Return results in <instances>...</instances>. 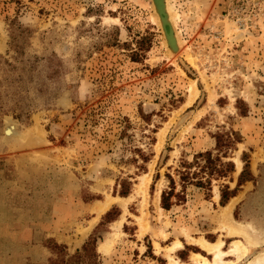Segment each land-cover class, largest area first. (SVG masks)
Masks as SVG:
<instances>
[{
	"label": "rangeland",
	"instance_id": "rangeland-1",
	"mask_svg": "<svg viewBox=\"0 0 264 264\" xmlns=\"http://www.w3.org/2000/svg\"><path fill=\"white\" fill-rule=\"evenodd\" d=\"M162 4L167 21L155 0H0V264H216L202 240L247 247L225 264L264 253V0ZM229 130L235 171L182 188L183 161ZM168 174L183 199L165 210Z\"/></svg>",
	"mask_w": 264,
	"mask_h": 264
},
{
	"label": "trees",
	"instance_id": "trees-1",
	"mask_svg": "<svg viewBox=\"0 0 264 264\" xmlns=\"http://www.w3.org/2000/svg\"><path fill=\"white\" fill-rule=\"evenodd\" d=\"M239 102V101H238ZM241 114L245 113V110H242L241 107L238 106ZM216 146L215 149L218 152L216 157L213 156L212 150H207L205 152H200L196 154L193 158L192 162L183 161L180 165L179 177L181 181V186L184 188L187 184H193L198 187H206L209 191L212 190V177L214 175L218 176V178H224L228 176L229 172L234 171V163L222 162V157H228L229 152L233 150L238 142L241 140V136L238 132L234 130H229L227 132H218L215 136ZM246 154H243V157ZM203 159L204 163L200 164L199 160ZM199 161V162H198ZM198 166V170L190 172V170ZM248 166V163H245V167ZM170 181V189L164 190L161 194V206L169 210L174 204L173 198L176 201H180L183 199V196L180 192H175L176 181L170 174L167 175ZM243 180V173L239 177L238 185L240 186ZM121 190L119 194L121 196H126L130 191V183L127 181H123L121 184ZM237 190V187L234 190H229L227 185H223L221 192L220 204L223 206L227 203L229 198L234 195V192ZM107 214L106 217H109ZM92 242H95V238L92 239ZM91 243V241H90Z\"/></svg>",
	"mask_w": 264,
	"mask_h": 264
},
{
	"label": "bare ground",
	"instance_id": "bare-ground-1",
	"mask_svg": "<svg viewBox=\"0 0 264 264\" xmlns=\"http://www.w3.org/2000/svg\"><path fill=\"white\" fill-rule=\"evenodd\" d=\"M163 7H164V10L166 11V13L168 15L167 6L165 5ZM192 14L195 16V18H196V16H198L196 8H194L192 10ZM168 19H169V15H168V17H166V21ZM192 19L194 20V17ZM167 37L171 41H174L175 39H177V35L175 34V31H171L169 34H167ZM191 93H192L191 97H193L195 95V90L193 89V87L191 88ZM5 129H6L5 130V134L7 136L20 135V134H18L19 132H18V130L16 128V125L12 121H8L7 122V126H6ZM108 207H109V203L100 204L99 213L104 212ZM231 208H232V203H229L226 207H224V209L226 211L225 213L230 212ZM235 231L238 232L239 230L235 229ZM245 233H246V231H245ZM252 242L253 243H257V241H255V239L253 237H252ZM223 243H224L223 241H218V242H215V243H211V242H208L206 240L200 241V245H201L202 248L206 249L210 253H213L214 262L216 264H225L226 262H224L222 257L227 255V254H229V253H239V252H241V254H244V253L247 252V247L244 246L239 240L233 241L232 248H230L229 251H225V250L222 249ZM178 246L181 247V244L178 243ZM193 256L196 257V259L201 264H211L212 263L208 258H206L205 256H203V255H201L199 253H195ZM247 264H264V253H261L258 256H255V259L249 261V263H247Z\"/></svg>",
	"mask_w": 264,
	"mask_h": 264
},
{
	"label": "crops",
	"instance_id": "crops-1",
	"mask_svg": "<svg viewBox=\"0 0 264 264\" xmlns=\"http://www.w3.org/2000/svg\"><path fill=\"white\" fill-rule=\"evenodd\" d=\"M239 143H240V142H238L237 144H239ZM234 171H235V164H234ZM234 171L229 172L228 175H230V174L233 173ZM226 177H227V176H226ZM226 177H224V178H226ZM246 182H248V181H246ZM222 187H223V185H222ZM228 187H229V186H228ZM229 190H231V189L229 188ZM234 196H235V195L231 196V197L229 198V200L227 201V203H228V202H229ZM227 203H226V204H227ZM226 204H225V205H226ZM225 205H223V206H225ZM172 206H173V205H172ZM162 208H163V207H162ZM163 209H164V208H163ZM165 210H166V209H165ZM92 218H93V220H94V222H93L92 225L94 226V225L96 224L97 220H96V222H95V219H96L95 216H93ZM85 236H87V235H86V234H85V235H84V234H83V235L79 234V235L76 236V238H73V237H72V238L70 239L71 247L74 248V249H79V248H81V245L84 244V240H85L84 237H85ZM184 248H187V247L183 245V247L180 248V249L183 250ZM194 254H195V253H194Z\"/></svg>",
	"mask_w": 264,
	"mask_h": 264
},
{
	"label": "water",
	"instance_id": "water-1",
	"mask_svg": "<svg viewBox=\"0 0 264 264\" xmlns=\"http://www.w3.org/2000/svg\"><path fill=\"white\" fill-rule=\"evenodd\" d=\"M157 5L159 6L160 12L163 13V4H162V0H155ZM167 24V23H166ZM171 31L167 32V34H169ZM170 40V39H169ZM171 41V40H170ZM173 42V41H172Z\"/></svg>",
	"mask_w": 264,
	"mask_h": 264
}]
</instances>
